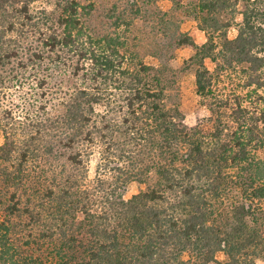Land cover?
<instances>
[{
    "label": "trees",
    "instance_id": "16d2710c",
    "mask_svg": "<svg viewBox=\"0 0 264 264\" xmlns=\"http://www.w3.org/2000/svg\"><path fill=\"white\" fill-rule=\"evenodd\" d=\"M80 10L0 0V69L14 62L28 80L68 59L78 79L66 97L0 120V264H264V0L200 4L219 42L183 41L208 113L194 126L167 107L155 69L123 41L92 37ZM131 183L147 188L125 199Z\"/></svg>",
    "mask_w": 264,
    "mask_h": 264
},
{
    "label": "rangeland",
    "instance_id": "374dc122",
    "mask_svg": "<svg viewBox=\"0 0 264 264\" xmlns=\"http://www.w3.org/2000/svg\"><path fill=\"white\" fill-rule=\"evenodd\" d=\"M81 6V21L84 30L94 38L109 36L124 42L121 52L127 57L134 56L135 63H143L155 69L151 78L156 74L162 79L165 86V104L168 108L177 106L185 116V123L194 126L201 117L208 113L202 106V98L197 94L195 85V70L198 66L191 64L189 59L195 54L196 49L191 45L183 44L186 38L198 47L207 43L209 34L218 41L217 33L211 32L201 23V17H216L201 13L200 4L206 0H77ZM237 19H231L233 27L228 30V37L233 39L237 34ZM227 18V17H224ZM203 20V19H202ZM206 28L207 32L201 30ZM219 42V41H218ZM25 44V43H24ZM26 45V44H25ZM217 52V51H216ZM76 59H74V62ZM14 62L4 69H0L3 85L0 84V120L6 110H12L16 116H22L30 105H40L56 98L66 97L71 86L78 83L77 78H72V66L68 59L55 73L49 71L37 72L28 80H16L11 73ZM206 66L213 70L215 64L209 60ZM52 68V65H48ZM136 68V65H131ZM50 69V68H49ZM158 71V72H157ZM52 73V75H51ZM47 80L44 89L38 88L40 80ZM72 80L69 82V80ZM152 82L154 80H151ZM2 85V86H1ZM116 101L120 100L121 93L112 91ZM44 94V96H43ZM122 103H117V105ZM30 110V109H29ZM99 114H104L101 108ZM4 142L0 130V145ZM97 156L92 158L90 164L91 178L95 174ZM151 176L148 184H155ZM147 188L144 184L131 183L125 192V199ZM3 214L0 212V220ZM47 261L48 250L36 253ZM51 256V255H50ZM217 260L222 261L218 255ZM220 264V263H213ZM262 264V263H260Z\"/></svg>",
    "mask_w": 264,
    "mask_h": 264
}]
</instances>
